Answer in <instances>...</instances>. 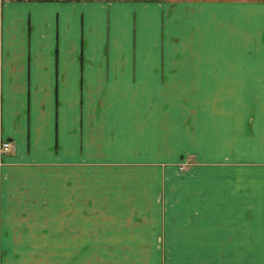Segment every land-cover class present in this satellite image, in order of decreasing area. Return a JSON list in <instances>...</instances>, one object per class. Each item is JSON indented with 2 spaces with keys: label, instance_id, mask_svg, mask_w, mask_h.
<instances>
[{
  "label": "crops",
  "instance_id": "0c3cea01",
  "mask_svg": "<svg viewBox=\"0 0 264 264\" xmlns=\"http://www.w3.org/2000/svg\"><path fill=\"white\" fill-rule=\"evenodd\" d=\"M0 264H264V0H0Z\"/></svg>",
  "mask_w": 264,
  "mask_h": 264
},
{
  "label": "built area",
  "instance_id": "2783aa9c",
  "mask_svg": "<svg viewBox=\"0 0 264 264\" xmlns=\"http://www.w3.org/2000/svg\"><path fill=\"white\" fill-rule=\"evenodd\" d=\"M13 149V143L11 141H4L1 145V152L6 153ZM186 164L180 166V169L183 170Z\"/></svg>",
  "mask_w": 264,
  "mask_h": 264
},
{
  "label": "rangeland",
  "instance_id": "374dc122",
  "mask_svg": "<svg viewBox=\"0 0 264 264\" xmlns=\"http://www.w3.org/2000/svg\"><path fill=\"white\" fill-rule=\"evenodd\" d=\"M184 169H185V168H184ZM184 169H183V170H184Z\"/></svg>",
  "mask_w": 264,
  "mask_h": 264
}]
</instances>
